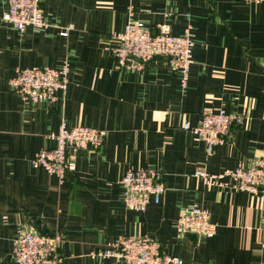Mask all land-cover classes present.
<instances>
[{"label": "crops", "instance_id": "crops-1", "mask_svg": "<svg viewBox=\"0 0 264 264\" xmlns=\"http://www.w3.org/2000/svg\"><path fill=\"white\" fill-rule=\"evenodd\" d=\"M0 0V264H13L14 239L28 229L58 233L59 264H123L93 257L124 236L149 237L183 264H264V197L207 188L199 169L217 175L244 168L264 150V4L242 0H43L46 30L17 33L1 21ZM156 33L192 36L185 88L156 58L144 70L117 66L112 34L129 20ZM63 34H66L65 36ZM69 65L66 90L53 104L24 102L11 92L17 70ZM207 109L242 115L224 145H205L182 130ZM103 132L101 147L74 158L63 183L33 159L55 143L60 126ZM160 170L164 195L144 213L125 207L119 181L129 170ZM208 212L212 238L181 235V210Z\"/></svg>", "mask_w": 264, "mask_h": 264}, {"label": "built area", "instance_id": "built-area-1", "mask_svg": "<svg viewBox=\"0 0 264 264\" xmlns=\"http://www.w3.org/2000/svg\"><path fill=\"white\" fill-rule=\"evenodd\" d=\"M43 0H6V12L1 21L20 35L26 28L46 30L49 28L43 11ZM246 5L264 4V0H242ZM132 12L120 34H112L115 44L110 49L117 66L131 71H142L152 60L159 58L165 65L180 75L181 87L185 88L192 65V36H173L168 25H159L156 33L133 20ZM64 36L66 34H63ZM69 65L63 62L61 68H31L17 70L9 81L12 93L24 102L53 104L58 93L66 90ZM242 115H228L221 109H207L203 112L198 126L184 124L182 130L204 143L206 156L216 146L224 145L230 137L233 126L244 123ZM104 133L85 126L68 128L60 126L57 133L49 138L55 143L51 150H43L32 161L34 168H41L49 176H55L60 183L75 173L74 158L98 150ZM207 188H222L245 192L254 197H264V150L260 157L244 168L239 164L233 170L217 175L199 169L195 172ZM163 176L160 170H129L119 181L122 201L125 207L137 213H144L150 203L159 205L164 195ZM175 227L181 235L198 238H212L216 226L209 219L207 211L190 207L181 210ZM264 230V226H262ZM62 237L58 233L43 236L38 232L24 229L14 239L13 264H59L58 247ZM93 257L116 259L123 264H183L177 257L162 251L158 242L149 237L124 236L117 238L105 248L97 250Z\"/></svg>", "mask_w": 264, "mask_h": 264}]
</instances>
